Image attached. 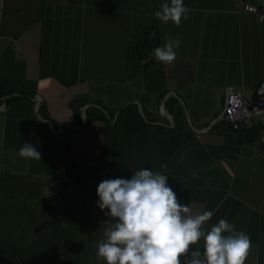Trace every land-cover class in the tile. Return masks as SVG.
I'll use <instances>...</instances> for the list:
<instances>
[{
	"label": "crops",
	"instance_id": "1",
	"mask_svg": "<svg viewBox=\"0 0 264 264\" xmlns=\"http://www.w3.org/2000/svg\"><path fill=\"white\" fill-rule=\"evenodd\" d=\"M165 2L0 0V264H105L97 186L141 168L192 215L212 211L209 229L245 232V264H264V114L220 115L225 88L251 98L264 78V24L244 0H184L188 19L165 24ZM166 34L181 37L171 68L153 56ZM128 103L134 129L115 123Z\"/></svg>",
	"mask_w": 264,
	"mask_h": 264
},
{
	"label": "clouds",
	"instance_id": "2",
	"mask_svg": "<svg viewBox=\"0 0 264 264\" xmlns=\"http://www.w3.org/2000/svg\"><path fill=\"white\" fill-rule=\"evenodd\" d=\"M189 12L184 0H169L154 16L179 26ZM164 39L153 56L171 68L181 37L166 34ZM18 154L41 160L40 152L27 142ZM167 178L141 168L130 179H105L98 184L97 206L107 209L108 219L103 221L107 226L97 245V259L105 264H245L252 247L249 236L225 219L206 227L213 212L192 215L187 205L178 202Z\"/></svg>",
	"mask_w": 264,
	"mask_h": 264
},
{
	"label": "built area",
	"instance_id": "3",
	"mask_svg": "<svg viewBox=\"0 0 264 264\" xmlns=\"http://www.w3.org/2000/svg\"><path fill=\"white\" fill-rule=\"evenodd\" d=\"M243 9L254 13L257 20L264 24V0H244ZM262 114H264V78L257 83L254 96L251 98H245L237 89L225 88L222 117L232 128H238L242 122ZM57 190L54 185L44 188L51 200L56 197Z\"/></svg>",
	"mask_w": 264,
	"mask_h": 264
},
{
	"label": "trees",
	"instance_id": "4",
	"mask_svg": "<svg viewBox=\"0 0 264 264\" xmlns=\"http://www.w3.org/2000/svg\"><path fill=\"white\" fill-rule=\"evenodd\" d=\"M142 119L137 112L135 105L128 103L122 106L116 115L115 123L122 126L124 129H134L137 125H140Z\"/></svg>",
	"mask_w": 264,
	"mask_h": 264
},
{
	"label": "water",
	"instance_id": "5",
	"mask_svg": "<svg viewBox=\"0 0 264 264\" xmlns=\"http://www.w3.org/2000/svg\"><path fill=\"white\" fill-rule=\"evenodd\" d=\"M220 115H222V112H221V114ZM60 172H62V165H60Z\"/></svg>",
	"mask_w": 264,
	"mask_h": 264
}]
</instances>
